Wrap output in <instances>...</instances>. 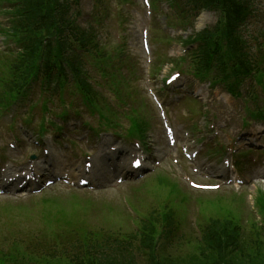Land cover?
<instances>
[{
	"label": "rangeland",
	"instance_id": "rangeland-1",
	"mask_svg": "<svg viewBox=\"0 0 264 264\" xmlns=\"http://www.w3.org/2000/svg\"><path fill=\"white\" fill-rule=\"evenodd\" d=\"M4 1L5 0H0V10L4 16L3 19L0 17V21H7V18L9 17L6 16L9 14V9ZM143 2L144 1L141 3V0L131 1V6L129 7V10H127L129 16L125 15L127 22L122 30L118 28V23H116L117 12L114 10L115 13L113 14L112 19V24H114V27L109 29L112 39L110 38L107 40L104 36L100 39V34L98 33V41L102 45H108L109 48L110 46H115V41H117L116 37L119 35L117 31H122L123 36L126 37V44L128 46L127 51L130 55V58L133 60L135 69L133 72L128 70L127 72H117L116 74L110 72L109 74L111 76H117L121 79H124L128 87L132 89V92L137 95L136 101L131 103L137 108V113L133 116V120H135L139 127L141 126L143 128V134L148 137L150 141L155 142L158 141L162 135L161 123L160 119L157 117V112L156 116L153 110L152 102L149 100L142 87V81L144 78L148 79L147 73L150 69V66L146 65L145 58L148 60L150 57H152V54H150V56L145 54L142 46L143 44L141 42V31L143 28H146V26H149L148 24H150V21L145 18L146 13L142 5ZM152 2L154 10L161 11L163 15L164 13L168 12L166 4L164 3L166 0H152ZM114 4V7L118 6V2H115ZM120 6L123 8V3L120 4ZM257 6L260 11L264 12V4H258ZM90 10V0H83V17L80 19V23L82 24L81 26L86 24L85 21L89 16ZM201 16H203V18L206 20L204 26L202 27L212 26V24L216 22V18H214L212 14ZM10 18L12 20L14 17L10 16ZM172 20V24H174L176 20ZM258 21L259 19H256L252 25L254 30L255 27H259L257 24ZM198 22L199 19L195 22L196 28ZM191 30L194 31L193 27ZM148 31L150 32V27L148 28ZM151 32L150 39L151 36H153V41L151 42L152 45L150 46V51L152 52L154 46H156L158 48L154 54L158 52L164 55L167 54V49L165 47L158 46L159 35L156 31V27H154ZM4 40V37L2 34H0V49L4 45ZM11 43L12 42L9 41V44ZM224 51L220 52V59L218 62L214 63L213 69L211 70V73H213L214 76H219L221 80L225 78L223 86L220 84L214 86V89L218 91V98H216L214 103H210L204 110H201L200 101L196 98V96L184 98L181 103L179 102V107L182 110H185V115L182 117L181 122L184 123L187 128H189L191 135L194 137L200 135L197 127H206V130H211L217 126H251L249 132L258 134L260 136L261 142L264 144V132H260V130H262L261 128L259 130H253L256 125L255 122H252L253 118L250 114V111L257 109L259 106L263 107L264 111V94L261 93L260 95V91H264L262 89L264 88V85H261L262 83L257 80L250 82L251 75L239 76L237 73L232 72L230 58L225 55ZM170 53L171 57L178 54L180 56L182 54V52L179 53L175 49L171 50ZM58 56V52H55L54 58ZM61 59L62 58L60 57L59 60ZM82 61L83 63L89 64L87 57H84ZM175 62V60L166 57L165 63H163V65H156L157 63L153 64L152 68L159 66L155 71H153L151 68L153 71V79L158 84H160L162 77H168L171 73L178 72L177 70L182 69L187 71L189 75L186 74V72L180 73L182 74V80L176 84L177 88H171L172 93H175L176 96H179L182 94V91L198 90L201 93L207 92V89L204 88V84H201L200 81L196 79V76L190 71L189 64ZM224 63L227 65V69H224L223 72H221L219 66L223 65ZM4 64L5 63L0 58V67H2ZM191 69L194 70V68ZM93 72L95 73V71ZM0 77H3L0 79V95H3L5 99H7L5 105H8L15 99L8 98V95L10 94V91L13 87L11 85L8 86L5 83H9L12 80L4 75H0ZM236 84L238 86H244V93H242L244 97L242 99H235L231 97L226 91H224V87ZM249 84H254V86L259 87L257 89V99H255L254 96L250 102L248 101L249 95L245 93ZM55 89L57 90V87H55ZM71 89L74 90L72 88V84L70 83V87H67L63 92H51V95L56 98V104L58 105L56 109L57 111L64 110L70 94L69 91ZM142 90V94L145 98L144 101L140 98V93ZM214 93L215 91H209L208 97L210 99L214 98ZM219 99H221V103L217 102ZM52 106L55 105L48 103V107ZM116 111L117 112L115 113L114 120L120 121L122 127H124L127 123H132V120L129 119L130 116H127L126 114H120L118 110ZM64 112L65 111L59 112L60 115L53 117L62 119L61 116ZM207 112H210L212 115L217 117L214 119H207V116H205ZM263 114L264 112L260 117H262ZM21 115L27 117V114L24 112ZM197 116L200 117L199 124L197 123ZM108 117L109 114H107V118ZM143 118L149 119V126L147 130L142 123ZM139 119L141 120L139 121ZM65 120L67 119L65 118ZM66 127L67 125L63 128ZM120 129L122 130V128ZM230 134L231 133H227V135ZM256 150L257 151H250V155L246 156L245 160L250 161L253 157L254 159L259 158V163L263 161L262 154L264 153L262 150L264 151V146ZM223 155V157H226L227 152H224ZM179 159L185 163V167L182 169V177L179 179L176 177V173L179 172L177 168L178 164L165 160L163 161L162 165L157 168L155 172H153V175H149L141 182L121 183V185L113 184L114 187L98 193L75 191L68 188H53L43 193L41 196L31 198L27 202L4 200L2 205H7L0 208V230L1 227L5 229L9 226V224H12L16 225L20 231L19 238L17 239L18 241H24L25 239H28L29 237L26 236L29 235L30 231L31 234L34 231L36 234L46 235V240L49 242V239L56 238L58 233L63 231L66 227L79 223H87L89 224V228L110 232L114 236H118V234L130 236L139 231L140 224L143 223L144 225V223L148 222V220L150 221L151 216L155 217V214L164 213L165 209L170 207L177 210L176 213L178 219L181 220V223L177 224L178 232L175 239L182 237V240L179 241L178 244L186 243L187 246L184 247V253L194 257L195 254H192L194 251L196 252L197 256L199 253L201 239L200 235L203 224H206L211 218L219 219V217L222 216L226 217L229 214L227 211L231 209L238 216L243 214L242 219L247 228L250 227V221L253 219L259 220L256 213L252 212V210L254 208V197L256 196L257 189H264V181L259 184L251 183L245 187H241L238 190L233 187L223 188L219 192L194 189L190 183H188V181H186L185 184L182 180L189 178L192 181H195L193 172L190 170L191 163L187 161L183 153L180 154ZM241 197L242 199L239 201L238 198ZM110 208H112L114 211H112ZM106 210L109 211V214H112L110 217ZM197 224L200 227H198ZM261 237L262 240H264V234H261ZM175 244L176 241H174L171 245L172 250L175 249ZM0 248L2 247L0 246ZM250 249L253 250L252 247H250ZM253 253L254 252H251V255H253ZM257 258L258 257L255 258L252 264H264V257L259 259Z\"/></svg>",
	"mask_w": 264,
	"mask_h": 264
},
{
	"label": "trees",
	"instance_id": "trees-1",
	"mask_svg": "<svg viewBox=\"0 0 264 264\" xmlns=\"http://www.w3.org/2000/svg\"><path fill=\"white\" fill-rule=\"evenodd\" d=\"M216 1L185 0V7L192 10L195 16L201 9H220L227 22L225 25L227 32L222 36H219V27L216 32L204 31L195 36L200 47L191 58V63L193 59L196 63L194 64L196 71L203 74L211 69L214 61H219L220 52L225 50L226 52H224L233 61L234 68L236 64H239L243 69L249 71L251 68L249 58L252 54L248 53V49L245 48L246 42L236 32L237 27L248 20L247 16L238 13V6L231 0H222L215 4ZM21 9L25 18L14 22L11 30V37L20 40L19 46L22 50L15 60L9 63L13 65L12 69H15V73L24 76V80L31 78L34 76L33 71L39 60L41 63L39 70L42 69L46 77H51L56 72L59 76H63L62 72H58V68L61 66L60 58L56 57L54 60L53 57V53L58 52L59 56H63L61 64L69 67L76 83H84L80 80L81 64L77 63V57L67 56L66 58L65 54L72 52L71 42L81 43L82 49L88 54L95 53L98 48L100 51V47L93 32L89 29L76 27L68 19L72 4L58 10L44 7L38 3V0H25L24 7ZM40 32H46V38L36 35ZM55 33L58 34L59 41L52 40ZM99 53L101 54V51ZM104 58L105 56L100 57V59ZM62 70L65 68L63 67ZM160 222L165 227L162 232H158L157 225ZM179 223L181 220L176 219L174 211L169 210L161 218L151 216L150 221L148 220L144 225L142 223L140 230L133 235L118 234V236H114L112 233H104L99 234L96 240L88 237L85 239L86 243L90 244L87 248L82 244L83 238L78 236L76 243L81 250L94 255L100 264H252L256 257H258L257 259L264 257V240L254 224L251 229L246 230L247 228L241 229L236 226L235 222L221 219L220 221L210 220L209 223L203 224L198 256L195 251L192 253L195 254L194 257L184 253V247L187 244L179 243L174 246V250L162 256L160 261L158 258L156 261L150 258L148 260L140 258L139 255L142 251L151 255L152 251L159 246V239L164 240L162 246L169 244V248H171L176 238L174 232H176ZM136 239L139 240L138 244L134 242ZM251 252H254L253 255Z\"/></svg>",
	"mask_w": 264,
	"mask_h": 264
},
{
	"label": "bare ground",
	"instance_id": "bare-ground-1",
	"mask_svg": "<svg viewBox=\"0 0 264 264\" xmlns=\"http://www.w3.org/2000/svg\"><path fill=\"white\" fill-rule=\"evenodd\" d=\"M201 20H200V22H199V27L203 24V22H204V19L203 18H200Z\"/></svg>",
	"mask_w": 264,
	"mask_h": 264
}]
</instances>
